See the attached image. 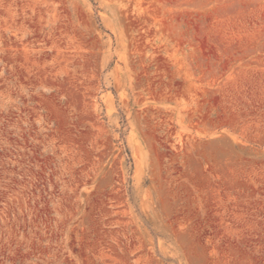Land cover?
Wrapping results in <instances>:
<instances>
[{"label":"rangeland","instance_id":"obj_1","mask_svg":"<svg viewBox=\"0 0 264 264\" xmlns=\"http://www.w3.org/2000/svg\"><path fill=\"white\" fill-rule=\"evenodd\" d=\"M0 264H264V0H0Z\"/></svg>","mask_w":264,"mask_h":264}]
</instances>
